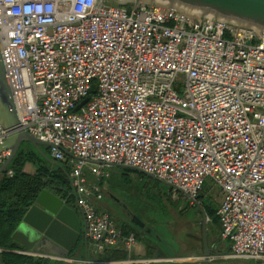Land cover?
Returning <instances> with one entry per match:
<instances>
[{"label":"built area","instance_id":"built-area-1","mask_svg":"<svg viewBox=\"0 0 264 264\" xmlns=\"http://www.w3.org/2000/svg\"><path fill=\"white\" fill-rule=\"evenodd\" d=\"M0 50L20 124L72 167L95 253L136 245L98 210L100 168L84 174L109 165L192 204L218 188L225 257L264 264V30L149 0H0Z\"/></svg>","mask_w":264,"mask_h":264},{"label":"water","instance_id":"water-1","mask_svg":"<svg viewBox=\"0 0 264 264\" xmlns=\"http://www.w3.org/2000/svg\"><path fill=\"white\" fill-rule=\"evenodd\" d=\"M149 1L214 19L264 30V0ZM87 102L88 98L76 108V111ZM0 127L6 135L5 141L0 145V154L4 152L10 153L0 169V175L7 171L23 143L53 148L52 144L41 141L29 134L20 124L2 61L1 50ZM158 181L167 184L161 180ZM169 186L172 191L181 192L188 198L187 194L182 190ZM195 206L200 208L203 216L204 255L202 258L206 264H209L211 253L206 233L207 215L198 202H195ZM81 235V221L76 211L68 206L64 199L48 190H43L38 195L35 204L27 211L22 222L18 225L12 235V239L28 252L66 258L79 242ZM4 251L0 249V252ZM0 264L5 263L0 261Z\"/></svg>","mask_w":264,"mask_h":264},{"label":"crops","instance_id":"crops-1","mask_svg":"<svg viewBox=\"0 0 264 264\" xmlns=\"http://www.w3.org/2000/svg\"><path fill=\"white\" fill-rule=\"evenodd\" d=\"M25 171L26 173L33 174L35 172V169L32 170V172H28L27 170ZM102 188H105L103 186V182ZM176 194L178 195V192H176ZM173 195L175 194L173 193ZM110 197L113 200L115 207L107 202H103V196L102 200L97 203L98 210L108 213L110 217L111 215L108 211H121L117 213L118 216H122L127 219L122 220L121 225H118L117 227L123 231L125 238H127L130 234L135 236V247L132 248V250H129L126 246V241L124 240L121 241L117 246L106 249L102 254L95 253L91 243L86 239L83 217L74 203L73 209L76 211L82 226V235L80 237V240L75 248L71 251V253L67 256V258H73L75 262H80L74 264H82L87 261L90 262V264H93L94 262H114L115 264H184L176 258L189 256V254H193L194 257H192V260L188 261V264H206L204 259L202 258L204 252L201 253L203 247L199 243L200 236L199 232L197 231L198 227H196L194 224H192V222L186 219L187 224H180L178 228V196H171L172 198L170 199L171 202L174 203V209L172 210L174 211L175 218L172 219V223H170V221L168 223V226H166L168 232L165 229H158L159 226L156 225L155 221L149 218L150 216H153L150 213L151 206L146 204H135L136 202L144 201L145 197L147 196ZM197 202L203 208V202ZM192 206H195V203L192 204ZM181 219H183V217H181ZM181 221L182 220H180V223ZM209 237L210 238L208 239V246L211 253L209 264H249L247 262H252L253 264H261L248 259L226 258L225 256L231 253V241L221 239L216 241L215 243L211 240V236ZM14 243L17 246L15 249L0 252L2 260L4 262H6V255L4 254H12L21 258L29 259L31 262H33V264L48 263V260L45 261V259L40 258L38 255H34L37 253L28 254L29 252L26 249L21 248L17 242L14 241ZM199 255L202 256L198 257ZM52 264L66 263L52 262ZM67 264H71V262Z\"/></svg>","mask_w":264,"mask_h":264},{"label":"rangeland","instance_id":"rangeland-1","mask_svg":"<svg viewBox=\"0 0 264 264\" xmlns=\"http://www.w3.org/2000/svg\"><path fill=\"white\" fill-rule=\"evenodd\" d=\"M21 150L27 153H31L35 158L44 159L46 161H54L52 156V148L47 146H35L31 143H23L21 145ZM93 168H100V171L103 175L101 181L99 182L105 187L102 188V194L104 196L103 202H107L110 205L115 207V204L110 196H147L144 201L136 202L135 204H143L151 206L150 213L153 216L149 218L155 221L156 225L159 226L158 229L166 230V226L168 223H172V219L174 217V209L173 202H171V196H178V228L180 224L186 225V219L196 227H198L199 236H202V215L198 211L200 210L197 206H192L191 201L185 197L181 192H178V195L175 192H172V189L169 185L164 184L157 179L146 175L140 171H137L132 168H127L123 166H109L103 165L100 167L91 166V169L85 170L84 174L89 182L98 181L95 173L93 172ZM64 169L66 172H71L70 163L64 164ZM28 172H32L34 170L31 165H26L25 169ZM26 172V171H25ZM172 193V194H171ZM173 193L175 195H173ZM203 198L204 206H208L211 202L212 205L218 207L221 201V193L218 188L205 185L204 191L201 193ZM200 194V195H201ZM183 211V212H182ZM201 211V210H200ZM111 215V219L118 226L121 225L122 220H126L122 216H118V212L121 211H108ZM183 217V219H181ZM180 220L181 223H180ZM166 222V224H165ZM207 241L208 235L210 233L211 240L216 243L219 240L220 228H217L215 225H212V221L208 217L207 223ZM168 232V231H167ZM199 253V252H198ZM193 256V255H192ZM192 256H188L192 260ZM199 255L198 257H201ZM184 257H178V259H183ZM189 260V261H190ZM192 262V261H191ZM186 262L184 264H188ZM249 264H253L252 262H247ZM45 264H52L51 261Z\"/></svg>","mask_w":264,"mask_h":264},{"label":"trees","instance_id":"trees-1","mask_svg":"<svg viewBox=\"0 0 264 264\" xmlns=\"http://www.w3.org/2000/svg\"><path fill=\"white\" fill-rule=\"evenodd\" d=\"M65 163L67 164V162L37 159L31 153L22 151L20 148L8 168V170H13V177H8L7 172L0 175V249L10 250L17 247L12 239V235L43 190H48L64 199L68 206L73 208L75 201L72 196H69L72 186L70 173L64 169ZM28 164L35 169L33 174L25 172V166ZM203 198L204 196L201 194L198 201L203 202ZM203 209L212 221V225L220 228L221 233V225L217 217L218 208L210 202L207 207L203 204ZM198 211L202 214L200 210ZM201 230L202 236L201 238L199 237V243L203 247L201 252L203 253V227H201ZM209 236L210 234L208 235V239L210 238ZM221 239V235L219 234V240ZM4 255H6L5 264H33V262L26 258L12 254ZM192 255L189 254V256ZM182 257L186 258L188 256Z\"/></svg>","mask_w":264,"mask_h":264},{"label":"flooded vegetation","instance_id":"flooded-vegetation-1","mask_svg":"<svg viewBox=\"0 0 264 264\" xmlns=\"http://www.w3.org/2000/svg\"><path fill=\"white\" fill-rule=\"evenodd\" d=\"M65 259H66V261H51V262H55V263H66V264L69 263V262H71V264L80 263V262H75L74 259L71 258V257H69V258L66 257ZM0 261L4 263V261L2 260L1 254H0ZM45 261H47V260H45ZM106 263H113V264H115L114 262H94L93 264H106ZM37 264H39V263H37ZM82 264H90V262L87 261V262H84Z\"/></svg>","mask_w":264,"mask_h":264}]
</instances>
